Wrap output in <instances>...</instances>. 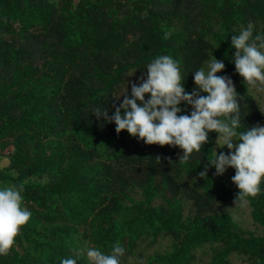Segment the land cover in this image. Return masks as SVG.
Wrapping results in <instances>:
<instances>
[{
	"label": "trees",
	"instance_id": "16d2710c",
	"mask_svg": "<svg viewBox=\"0 0 264 264\" xmlns=\"http://www.w3.org/2000/svg\"><path fill=\"white\" fill-rule=\"evenodd\" d=\"M249 21L264 31V0H0V157L10 162L0 184H22L32 212L0 264H59L116 241L121 264H264V174L245 200L255 229L217 208L239 200L226 171L199 176L215 150L228 152L215 131L179 161L178 146L117 134L91 114L103 106L111 115L122 84L162 54L192 92L191 71L213 55L239 94L241 123L264 121L231 62V37ZM77 264H87L83 251Z\"/></svg>",
	"mask_w": 264,
	"mask_h": 264
},
{
	"label": "clouds",
	"instance_id": "9594fccd",
	"mask_svg": "<svg viewBox=\"0 0 264 264\" xmlns=\"http://www.w3.org/2000/svg\"><path fill=\"white\" fill-rule=\"evenodd\" d=\"M231 47L236 50L231 57L235 71L246 83L264 87V31L249 21L232 35ZM145 67L146 73L131 83L130 95L126 86L114 96L116 100L123 99L113 104L111 115L103 106L93 107L91 114L114 123L117 134L126 130L145 144L178 146L182 149L179 161H190L194 153H200L209 133L215 131L216 145L226 146L228 152L215 150L199 176L206 177L208 167L215 169V175L231 167V180L238 186L235 198L245 201L248 194L259 189L264 174V121L241 123L240 97L234 82L228 75H217L224 70V62L211 55L191 71L195 85L192 92L185 90L187 73L181 72L179 62L171 55H158ZM145 94H149L147 99ZM181 104L191 106L190 113H185ZM22 191V184L0 186V256L10 251L32 216L22 203ZM81 251L87 264H121L125 254V248L116 241L107 253L98 247L74 249L59 264H77Z\"/></svg>",
	"mask_w": 264,
	"mask_h": 264
},
{
	"label": "rangeland",
	"instance_id": "374dc122",
	"mask_svg": "<svg viewBox=\"0 0 264 264\" xmlns=\"http://www.w3.org/2000/svg\"><path fill=\"white\" fill-rule=\"evenodd\" d=\"M137 78H138V76L135 73H132L131 79L129 81H127V82L122 84V86L120 87V89L118 91V94L120 92H122V90H124L126 86H127V90H128V93H129L131 91V83L138 82ZM250 89L254 93L256 99L259 102L260 108H261V110L264 113V87L251 85ZM120 99L122 100L123 97H121ZM218 148H220V147H218ZM9 151H11V148L4 150V153H9ZM9 163H10L9 159L7 157H0V166L1 167L6 166ZM232 172H233V169L231 167H227L226 168V176H227L228 180L230 181V183L237 190L238 186L231 180ZM0 186H1V184H0ZM217 208H219V209L223 208V209L228 210L229 212H231L235 216V218L243 226L250 227L252 229L256 228V226L253 223V220L251 218V215H250L251 207L248 204V202H246V201H243V202H241V201H239V202L233 201L231 204L226 205L225 207L218 206ZM170 243H171V241L168 238L167 239H160L156 244H154V245H152L150 247L149 252L152 254V253H155V251H157V250H164L168 246V244H170ZM198 253H199V255L201 254V252H198ZM202 263L203 262H201L200 259H197L195 261V264H202Z\"/></svg>",
	"mask_w": 264,
	"mask_h": 264
}]
</instances>
